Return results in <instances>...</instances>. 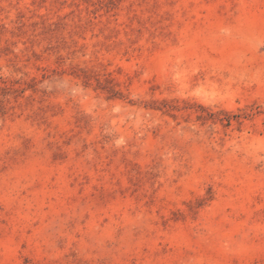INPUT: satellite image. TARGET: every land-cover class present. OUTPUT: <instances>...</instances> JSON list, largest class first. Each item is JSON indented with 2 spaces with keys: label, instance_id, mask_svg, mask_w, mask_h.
<instances>
[{
  "label": "rangeland",
  "instance_id": "rangeland-1",
  "mask_svg": "<svg viewBox=\"0 0 264 264\" xmlns=\"http://www.w3.org/2000/svg\"><path fill=\"white\" fill-rule=\"evenodd\" d=\"M0 264H264V0H0Z\"/></svg>",
  "mask_w": 264,
  "mask_h": 264
}]
</instances>
